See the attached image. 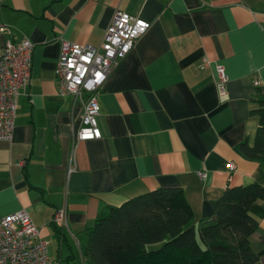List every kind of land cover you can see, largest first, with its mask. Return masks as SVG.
Masks as SVG:
<instances>
[{
  "label": "crops",
  "instance_id": "1",
  "mask_svg": "<svg viewBox=\"0 0 264 264\" xmlns=\"http://www.w3.org/2000/svg\"><path fill=\"white\" fill-rule=\"evenodd\" d=\"M116 9L151 26L98 94L102 136L73 145L83 104L60 90L61 43L99 46ZM0 23V52L8 39L34 42L13 138L0 140V217L27 210L57 264H85L78 234L107 205L181 186L198 222L228 186L264 185V166L241 148L254 144L260 88L264 96V0H0ZM218 64L229 77L225 94ZM59 210L67 224L54 220ZM251 212L259 251L264 199ZM253 264H264V253Z\"/></svg>",
  "mask_w": 264,
  "mask_h": 264
},
{
  "label": "trees",
  "instance_id": "2",
  "mask_svg": "<svg viewBox=\"0 0 264 264\" xmlns=\"http://www.w3.org/2000/svg\"><path fill=\"white\" fill-rule=\"evenodd\" d=\"M259 91L260 106L252 111L259 117L255 141L250 145L244 140L241 148L264 166V96ZM259 198L264 199L259 182L228 186L198 222L181 186H161L107 205L78 234L84 262L253 264L264 253V246L254 251L251 245L259 225L251 205Z\"/></svg>",
  "mask_w": 264,
  "mask_h": 264
},
{
  "label": "built area",
  "instance_id": "3",
  "mask_svg": "<svg viewBox=\"0 0 264 264\" xmlns=\"http://www.w3.org/2000/svg\"><path fill=\"white\" fill-rule=\"evenodd\" d=\"M150 26L149 20L116 9L99 46L62 40L58 59L60 90L74 94L83 104L79 124L72 122L73 145L102 136L98 94L110 73ZM5 29L7 25L0 23V30ZM33 51L34 42L23 37L8 39L0 52V140L13 138L19 95L32 79ZM217 72L219 91L225 94L229 77L223 64L217 65ZM255 84L262 83L257 79ZM227 166L229 172L235 169L233 161ZM199 173L206 175L205 170ZM54 220L67 224L65 211L59 210ZM0 264H57L50 259L48 240L25 209L0 217Z\"/></svg>",
  "mask_w": 264,
  "mask_h": 264
},
{
  "label": "rangeland",
  "instance_id": "4",
  "mask_svg": "<svg viewBox=\"0 0 264 264\" xmlns=\"http://www.w3.org/2000/svg\"><path fill=\"white\" fill-rule=\"evenodd\" d=\"M52 245V244H51Z\"/></svg>",
  "mask_w": 264,
  "mask_h": 264
}]
</instances>
